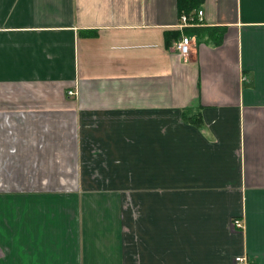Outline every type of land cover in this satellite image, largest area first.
I'll use <instances>...</instances> for the list:
<instances>
[{
	"label": "crops",
	"instance_id": "1",
	"mask_svg": "<svg viewBox=\"0 0 264 264\" xmlns=\"http://www.w3.org/2000/svg\"><path fill=\"white\" fill-rule=\"evenodd\" d=\"M183 4L0 0V123L39 189L4 197L0 264H264V0Z\"/></svg>",
	"mask_w": 264,
	"mask_h": 264
},
{
	"label": "rangeland",
	"instance_id": "2",
	"mask_svg": "<svg viewBox=\"0 0 264 264\" xmlns=\"http://www.w3.org/2000/svg\"><path fill=\"white\" fill-rule=\"evenodd\" d=\"M17 115L22 116L23 114L18 113ZM8 122H9V119L7 120L5 119L4 121H2V123H0V136L1 138L3 137V139H0V151L3 150L4 148L6 149L5 150L6 152H9L11 154V156L8 157L10 163H6V164L2 163L3 162L2 156L0 155V198L2 199V200L0 199V214L4 212V215H7L6 216L7 219H8V216L11 217L12 219H14L16 225H18L19 216H20V207H19L20 205H18V201L17 203H12V204L9 202H3L5 201L4 197H6L7 194H11V195L18 194L19 195L21 192H24V191L29 193V192H36V190H39V189H36V186L32 184L34 180L33 179L31 180V177H30V176H34L35 172L28 171L27 172L28 180L24 178L23 173L20 169L21 168L20 163H19L20 159L18 158L17 150L19 146L15 145L11 138L15 131H18V132H20L21 130L22 132L26 131L25 128L27 126L22 123L10 124ZM52 157L53 156L51 155H47L43 158L47 165L50 164L53 166V164H51ZM72 162L73 161L69 159L67 164H65L66 166L64 164H57V167L59 169L63 167L68 168V165H70ZM50 172L54 174V171H50ZM60 176L67 177L64 172H62L61 170H58L54 176V181H48V184H46L47 186L43 187L44 189L42 192L48 193V192L56 191V192L65 193V194L69 192L71 189H68L67 187L62 186L63 185L62 183L59 184ZM26 184H29L28 188H25ZM38 192H41V191H38ZM28 201L32 202L34 201V199L31 198ZM48 205H51V204H48ZM233 222L236 227H239V228L242 227V223L239 219H234ZM10 226L13 228L15 225L13 223H10V219H8V222L5 220L4 229L7 231V236L5 238L6 241L4 244L8 248L4 251H1V258L4 256H7L6 259H18L20 255L19 245L21 246V236L19 233V228L14 229L15 230L14 231L13 229H10ZM66 243H67L66 240H64L62 244H66ZM246 264H247V260H246Z\"/></svg>",
	"mask_w": 264,
	"mask_h": 264
},
{
	"label": "built area",
	"instance_id": "3",
	"mask_svg": "<svg viewBox=\"0 0 264 264\" xmlns=\"http://www.w3.org/2000/svg\"><path fill=\"white\" fill-rule=\"evenodd\" d=\"M202 14L203 12L201 10L197 12V17L199 20H202ZM193 19H194L193 16L182 15L180 17V21H181L180 26L183 27L190 25V22H192ZM176 49L179 55L184 57L188 56L191 49V38L188 36H183L179 41L176 42ZM70 94H72V92H70ZM235 263L246 264L245 257L242 256L235 257Z\"/></svg>",
	"mask_w": 264,
	"mask_h": 264
},
{
	"label": "trees",
	"instance_id": "4",
	"mask_svg": "<svg viewBox=\"0 0 264 264\" xmlns=\"http://www.w3.org/2000/svg\"><path fill=\"white\" fill-rule=\"evenodd\" d=\"M200 0H183V5L184 6H188L186 7L187 10H191L193 7H195L198 3H199ZM189 4V5H188ZM184 117H185V120L189 119L190 121H192L193 123L195 124H200V116L198 115L197 117H195V115H190V113H186L184 112L183 113Z\"/></svg>",
	"mask_w": 264,
	"mask_h": 264
}]
</instances>
